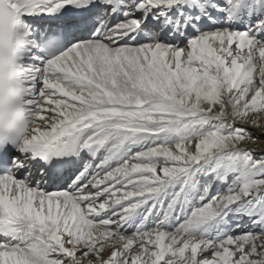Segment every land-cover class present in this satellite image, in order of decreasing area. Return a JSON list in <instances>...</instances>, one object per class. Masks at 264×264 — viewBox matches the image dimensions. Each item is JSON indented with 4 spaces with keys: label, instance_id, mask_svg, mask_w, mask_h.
Segmentation results:
<instances>
[{
    "label": "snow or ice",
    "instance_id": "6c2138e0",
    "mask_svg": "<svg viewBox=\"0 0 264 264\" xmlns=\"http://www.w3.org/2000/svg\"><path fill=\"white\" fill-rule=\"evenodd\" d=\"M0 264H264V0H0Z\"/></svg>",
    "mask_w": 264,
    "mask_h": 264
}]
</instances>
